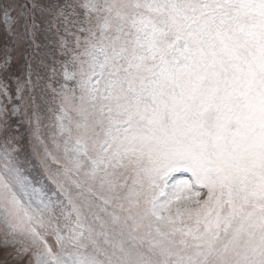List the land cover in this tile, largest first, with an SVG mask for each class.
Masks as SVG:
<instances>
[{"label": "snow or ice", "instance_id": "1", "mask_svg": "<svg viewBox=\"0 0 264 264\" xmlns=\"http://www.w3.org/2000/svg\"><path fill=\"white\" fill-rule=\"evenodd\" d=\"M0 264H264V0H0Z\"/></svg>", "mask_w": 264, "mask_h": 264}, {"label": "rangeland", "instance_id": "2", "mask_svg": "<svg viewBox=\"0 0 264 264\" xmlns=\"http://www.w3.org/2000/svg\"><path fill=\"white\" fill-rule=\"evenodd\" d=\"M3 250H0V260H3ZM9 264H12V262L11 261H9Z\"/></svg>", "mask_w": 264, "mask_h": 264}]
</instances>
